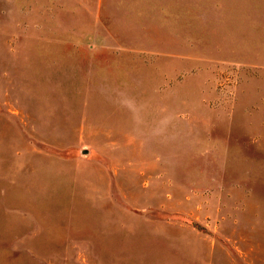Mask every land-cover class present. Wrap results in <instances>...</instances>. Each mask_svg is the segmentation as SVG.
I'll use <instances>...</instances> for the list:
<instances>
[{
	"label": "rangeland",
	"instance_id": "1",
	"mask_svg": "<svg viewBox=\"0 0 264 264\" xmlns=\"http://www.w3.org/2000/svg\"><path fill=\"white\" fill-rule=\"evenodd\" d=\"M0 264H264V0H0Z\"/></svg>",
	"mask_w": 264,
	"mask_h": 264
}]
</instances>
